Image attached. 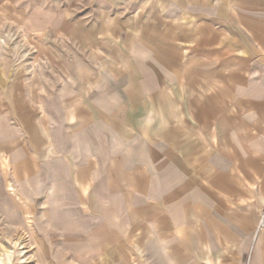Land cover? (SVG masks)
Here are the masks:
<instances>
[{
	"label": "crops",
	"instance_id": "crops-1",
	"mask_svg": "<svg viewBox=\"0 0 264 264\" xmlns=\"http://www.w3.org/2000/svg\"><path fill=\"white\" fill-rule=\"evenodd\" d=\"M59 1L0 0V20L23 35L66 39L54 61L64 76L39 83L45 122L5 94V172L31 181L48 143L52 195L66 213L103 216L99 252L242 264L264 149V0H100L114 15L89 21Z\"/></svg>",
	"mask_w": 264,
	"mask_h": 264
},
{
	"label": "rangeland",
	"instance_id": "rangeland-1",
	"mask_svg": "<svg viewBox=\"0 0 264 264\" xmlns=\"http://www.w3.org/2000/svg\"><path fill=\"white\" fill-rule=\"evenodd\" d=\"M99 1L73 0V3L70 1L66 5V0H60L54 9L58 13L68 12L75 18L85 17L87 21L98 13L108 12L112 17L115 13L110 9L112 6L101 5ZM131 12V6L126 5L124 15ZM107 42H111L110 46L114 44L113 39L106 40L105 43ZM65 43L66 39L60 34L42 38L32 32L23 35L14 24L0 20L1 117H5V94L8 99L16 93L24 96L25 101L22 103L34 114L32 117L37 120L36 123L40 125V122H45L39 96L45 94L49 87L39 86V83L56 81L64 76L56 70L54 61L58 56L64 60ZM74 52L77 53V50L74 49ZM9 124L14 126L16 122L10 119ZM4 127L0 122V143L5 141V131H2ZM46 146L48 143H45V150L36 155L37 162L40 161L37 167L40 173L31 176V181L23 182L15 178L12 165H8L5 172L1 163L9 158V153L0 144V264H143L134 255L127 254L124 261L119 254H105L101 252L103 246L99 252L98 243L93 244V241L98 231L102 237L105 236L102 215L100 218L97 213L65 212L66 208L61 202L66 200L57 201L52 195L49 178L51 153ZM60 159L64 160L58 157L57 161ZM258 160L260 163L256 170L260 178L251 189L248 211L250 251L242 264H254L256 257L264 254V149L259 151ZM56 168L61 169L65 179V165L54 167ZM72 172L70 170L71 175ZM9 185L16 189L19 199L10 194ZM70 200L67 202L71 204ZM259 238L262 239V252L256 251L254 247L256 239Z\"/></svg>",
	"mask_w": 264,
	"mask_h": 264
}]
</instances>
